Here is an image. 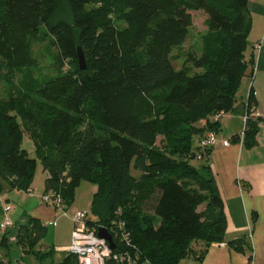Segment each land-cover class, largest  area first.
I'll use <instances>...</instances> for the list:
<instances>
[{
  "label": "trees",
  "instance_id": "16d2710c",
  "mask_svg": "<svg viewBox=\"0 0 264 264\" xmlns=\"http://www.w3.org/2000/svg\"><path fill=\"white\" fill-rule=\"evenodd\" d=\"M96 2L118 6L123 24H97L85 13ZM64 4L71 20L56 17ZM248 4L249 0H0V61L8 69L34 66L31 43L41 27L62 60L78 62L72 73L47 81L28 76L15 96H0V181L32 192L39 160L48 174L46 191L61 194L67 207L80 182L96 185L92 207L98 219L90 223L123 222L150 264H180L192 257L202 261L211 245L225 242L227 216L209 164L211 150L202 166L191 164L199 154L192 148L194 125L208 118L207 131L219 133L220 121L213 122V116L247 115L244 137L238 134L230 141L250 149L264 122L250 117L256 107L252 89L235 107L248 68ZM193 12L206 15L201 54H188L189 65L178 69L174 53L189 36ZM79 48L87 62L84 71ZM25 134L34 143L37 159L23 148ZM161 135H171V151L187 159L168 163L156 149ZM19 228L16 234L3 235V247L9 250L14 234L19 245H32L40 264H79L73 255L57 263L54 250L35 251L46 234L36 219ZM193 243L203 246L199 252ZM228 244L240 253L252 252L245 237Z\"/></svg>",
  "mask_w": 264,
  "mask_h": 264
},
{
  "label": "crops",
  "instance_id": "0c3cea01",
  "mask_svg": "<svg viewBox=\"0 0 264 264\" xmlns=\"http://www.w3.org/2000/svg\"><path fill=\"white\" fill-rule=\"evenodd\" d=\"M248 8L252 17V27L248 37V48L245 52L248 68L241 85L243 86L244 82L249 84L254 92L256 107L251 117L256 120L264 119V101L261 97L262 91L264 92V0H249ZM251 58H253V63L250 61ZM244 101L245 99L237 101L235 107L240 106ZM243 118V115L237 113L225 114L220 120L221 129L218 133L220 138L230 140L233 136L242 134ZM259 127L257 144L253 148L247 149L241 143H231L228 147L219 143L211 150L209 164L227 216L226 238L224 243L211 245L202 261L187 258L185 259L186 264H247L246 254L236 251L228 244L243 237L252 247V253L256 258L255 264H264V122L259 123ZM3 185L6 190L3 200L6 205H10L7 207L15 206L14 216L16 217L14 227L11 228L14 230L8 229L6 232L18 233L19 227L29 226L32 218L39 221L47 232L48 225L56 221L58 224L61 219H67L68 222L62 225V231L65 232L66 237L63 238L64 236L60 233L59 238L61 239L57 240V245L52 243L47 250H54V258L63 260L67 256L66 249L71 244L72 221L62 215L53 221L51 215L53 214L54 218L57 210L31 195L33 191L29 193L10 188L6 182ZM3 185L0 181V196L4 190ZM91 190L95 195L97 186L93 185ZM19 203L22 207L24 206V211L20 213ZM76 209L73 205L67 207L69 216H73L77 212ZM25 215L29 217V220L21 221ZM44 238L45 236L39 241V245L44 243ZM197 245L201 246L200 243ZM9 247L10 252L21 256L19 246L9 244ZM27 256L30 255L24 253L21 260L23 261Z\"/></svg>",
  "mask_w": 264,
  "mask_h": 264
},
{
  "label": "rangeland",
  "instance_id": "374dc122",
  "mask_svg": "<svg viewBox=\"0 0 264 264\" xmlns=\"http://www.w3.org/2000/svg\"><path fill=\"white\" fill-rule=\"evenodd\" d=\"M85 13H88L92 15L96 21L97 24L103 23L105 21H112L117 25H122V17L123 12L121 9L116 6L112 7L104 2H96L86 7ZM57 18L65 19V20H71V15L69 12V7L64 4L62 5L60 11L58 12ZM193 25L190 28L189 36L187 40L181 45L180 48H178L175 51V55L178 56V62L176 63V66L178 69H181L185 66H188V54H196L200 55L202 50V37L206 33V15L203 12H193ZM31 49L34 55L35 64L32 67L28 68H22V69H15L10 70L8 69L1 61H0V96L4 99H8L10 97H13L17 94V92L20 90V82L23 78L32 76L40 81H47L52 78H55L60 73L67 74L72 73L75 66L78 65V62L75 60H62L61 57L58 55V52L56 48L53 46V44L50 41V38L48 37L47 30L44 27H41L38 32L35 35L34 41L31 43ZM251 88L249 84H246L244 82V85H240L238 91H237V101L240 102L242 99H245V101L248 98L249 92ZM261 97L264 101V92L262 91ZM244 101V102H245ZM229 114V113H228ZM212 117V116H211ZM209 117V118H211ZM208 118H204L200 121H198L194 125V132L192 135V148L196 151H199V143L201 138L208 132L207 131V122ZM227 121V119H226ZM169 122H166V124ZM245 123H243V129H244ZM172 126L166 125V129L170 130ZM172 135V134H171ZM171 135H161L158 140V144L156 149L159 150L161 153L164 154L165 159L168 163H170L173 160H178L179 162L183 159H187L186 155H175L176 151H171V145L175 142L174 139H171ZM174 137V135H173ZM23 148L28 152L30 158L37 159L35 154V146L33 141L30 139L28 134H25L24 140H23ZM198 153V152H197ZM196 159L191 160V164L195 167L202 166L203 159L205 157V154L201 159H198L197 154L195 155ZM182 162V161H181ZM139 171L133 170V175L139 177L140 176ZM45 181H46V172L44 171L41 162L38 160V166L35 172L34 180H33V192L31 195H34L36 198H38L41 202H43V195L45 194ZM1 184L3 185L4 182L1 181ZM94 184L88 183V182H80L79 185L76 187L74 192V200H73V206L76 207L77 212L80 211H86L89 213V220L92 223L97 222V215L93 211L92 207V201H93V193L91 188ZM4 188V185H3ZM5 188L2 191V194L0 196V264H40L38 259H36V256L32 254V245H27L22 243L21 245L18 244V238L16 235L9 237V244L12 246H19L21 248L20 254L21 256L15 254V252H10L8 249L3 247L1 245L2 237L4 234L1 233L2 225L4 224L6 219H9L12 223H14L16 220V217L14 216L15 212V206L7 207L10 205H6L5 201L3 200ZM22 204L19 203V213L23 210L24 206L22 208ZM205 205L200 207V211L205 210ZM146 215H152V213L147 212ZM51 215L52 220L55 221L58 219V216L62 215L60 211L57 210V212ZM60 219V218H59ZM29 220L28 216H24L21 221ZM67 221V219H61L58 224L57 221L53 222V224L48 225V229L44 238V243L38 244L35 251L41 252L49 249L48 247L52 246V243L54 245H57V240L60 241L61 237L60 233L63 238L66 237V234L64 231H62V225H64ZM14 230V229H11ZM20 230V228H19ZM16 232V231H15ZM59 238V239H58ZM195 250L199 252L203 246H198L196 243H193ZM27 254L30 256H27L26 258L21 260L23 254ZM196 254V253H195ZM252 255V262L251 264H255V255L251 252H247L245 255L246 262L248 264L249 257ZM66 256V255H65ZM35 257V258H34ZM194 258V257H192ZM55 262H61L62 259L60 258H54ZM259 262V261H258ZM180 264H186V261L182 260Z\"/></svg>",
  "mask_w": 264,
  "mask_h": 264
},
{
  "label": "built area",
  "instance_id": "2783aa9c",
  "mask_svg": "<svg viewBox=\"0 0 264 264\" xmlns=\"http://www.w3.org/2000/svg\"><path fill=\"white\" fill-rule=\"evenodd\" d=\"M224 115V113H219L213 116L211 120L218 122ZM247 119L248 116H244L243 122L245 124ZM244 130L241 134L242 138L244 137ZM219 143L225 147L231 145L230 140H222L218 133L208 131L200 140L198 159H201L208 150H212ZM42 199L44 204L60 211L62 216L72 221V239L66 252L68 255H73L79 264H150L148 260L142 258L137 247L132 243L130 234L126 231V225L123 222L112 221L108 226L91 224L88 221L89 213L86 211L76 212L73 216H69L66 202L61 194L46 192ZM13 227L14 224L6 219L2 225L1 233L5 234L8 229ZM99 229H105L111 235L114 248H111L106 239L99 237Z\"/></svg>",
  "mask_w": 264,
  "mask_h": 264
},
{
  "label": "water",
  "instance_id": "95a60500",
  "mask_svg": "<svg viewBox=\"0 0 264 264\" xmlns=\"http://www.w3.org/2000/svg\"><path fill=\"white\" fill-rule=\"evenodd\" d=\"M78 61L80 69L83 71L86 70L87 62L81 48L78 49ZM99 237L101 239H106L110 243L111 248L115 247L111 235L105 229H99Z\"/></svg>",
  "mask_w": 264,
  "mask_h": 264
}]
</instances>
